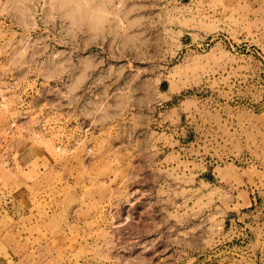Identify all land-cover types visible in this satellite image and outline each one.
<instances>
[{
	"label": "rangeland",
	"instance_id": "obj_1",
	"mask_svg": "<svg viewBox=\"0 0 264 264\" xmlns=\"http://www.w3.org/2000/svg\"><path fill=\"white\" fill-rule=\"evenodd\" d=\"M0 264H264V0H0Z\"/></svg>",
	"mask_w": 264,
	"mask_h": 264
}]
</instances>
